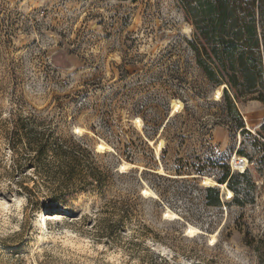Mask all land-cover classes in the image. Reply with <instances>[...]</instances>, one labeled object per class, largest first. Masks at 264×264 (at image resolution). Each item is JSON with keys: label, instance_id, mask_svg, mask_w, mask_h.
I'll return each instance as SVG.
<instances>
[{"label": "rangeland", "instance_id": "374dc122", "mask_svg": "<svg viewBox=\"0 0 264 264\" xmlns=\"http://www.w3.org/2000/svg\"><path fill=\"white\" fill-rule=\"evenodd\" d=\"M194 31L177 0H0V264H264V103L234 100L240 133L216 97L223 85L195 61ZM10 111L85 147L98 182L84 173L60 200L46 188L56 183L16 185L33 170L7 147ZM234 155L247 161L237 199L216 181L226 167L244 171Z\"/></svg>", "mask_w": 264, "mask_h": 264}, {"label": "trees", "instance_id": "16d2710c", "mask_svg": "<svg viewBox=\"0 0 264 264\" xmlns=\"http://www.w3.org/2000/svg\"><path fill=\"white\" fill-rule=\"evenodd\" d=\"M177 1L192 19L195 28L189 41L195 61L210 83L223 85L218 101L231 110L233 125L243 133L244 124L234 100L251 96L264 103V0ZM3 128L15 163L33 170V174L20 170L15 181L19 187L31 192L32 188L24 185L25 178L31 179L35 186H38L39 179L43 184L56 183L46 188L52 189L50 199L60 200L73 192L74 189L69 188L74 178L78 177L82 182L80 184H86L83 181L84 173L94 177L91 181L98 182L96 169L84 164L86 159L83 153L88 152L87 149L82 145H77L78 149L67 145L36 115L10 111ZM259 132L264 141V123ZM131 144H126L124 151L128 159H132ZM260 145L264 150V142H260ZM237 151L242 152L241 149ZM246 174V170L230 173L226 167L216 181L224 183L237 199L239 192L233 181ZM205 191L213 197L211 204L220 203L218 189L207 186Z\"/></svg>", "mask_w": 264, "mask_h": 264}, {"label": "bare ground", "instance_id": "6f19581e", "mask_svg": "<svg viewBox=\"0 0 264 264\" xmlns=\"http://www.w3.org/2000/svg\"><path fill=\"white\" fill-rule=\"evenodd\" d=\"M220 94H221V87L216 89V97L219 96ZM181 105H182L181 101H176L174 103L173 108L170 110V115L173 114L176 110L180 109ZM135 121H136L137 125H140V119L138 117L135 118ZM246 127L248 128V125H246ZM162 147H163V142L160 139L155 145V152L158 154V152L162 149ZM97 149H106L107 150V149H111V146H109L106 143L100 142V143L97 144ZM234 157H235V155H234ZM241 160H243V162L241 164H237L236 166L234 165V162L231 161L233 169H238L240 171L244 170L247 161L244 158H241ZM129 165L133 166V164L123 163V164L120 165L119 168L122 170V169L128 167ZM162 168L161 167L158 168V171L162 172V170H163ZM203 183L206 184V185H210V186H213V185L217 184L215 181L211 180L209 177H204L203 178ZM219 187H222V191L224 192V194L226 195L227 198H230L233 195V192L230 189H228L224 183L220 184ZM142 192L145 195H148V196H153V197L156 196V194L149 188L142 189ZM164 215L166 217H170V218H177L178 217V215L175 212H172V211H169V210H166L164 212ZM199 231H200V229H198V228H196L194 226H190L189 225L187 227V233H189L190 235L195 234L196 232H199ZM211 240H214L213 236L211 237Z\"/></svg>", "mask_w": 264, "mask_h": 264}, {"label": "built area", "instance_id": "2783aa9c", "mask_svg": "<svg viewBox=\"0 0 264 264\" xmlns=\"http://www.w3.org/2000/svg\"><path fill=\"white\" fill-rule=\"evenodd\" d=\"M234 165L241 164L243 160H241V157H234L233 158Z\"/></svg>", "mask_w": 264, "mask_h": 264}, {"label": "water", "instance_id": "95a60500", "mask_svg": "<svg viewBox=\"0 0 264 264\" xmlns=\"http://www.w3.org/2000/svg\"><path fill=\"white\" fill-rule=\"evenodd\" d=\"M218 186H220V185H218Z\"/></svg>", "mask_w": 264, "mask_h": 264}]
</instances>
